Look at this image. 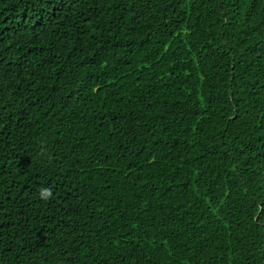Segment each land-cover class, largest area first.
<instances>
[{
    "label": "trees",
    "instance_id": "16d2710c",
    "mask_svg": "<svg viewBox=\"0 0 264 264\" xmlns=\"http://www.w3.org/2000/svg\"><path fill=\"white\" fill-rule=\"evenodd\" d=\"M0 264H264V0H0Z\"/></svg>",
    "mask_w": 264,
    "mask_h": 264
}]
</instances>
